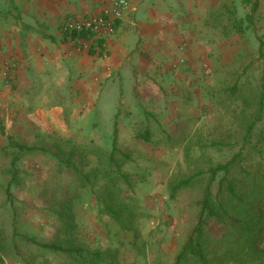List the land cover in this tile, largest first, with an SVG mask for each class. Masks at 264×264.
<instances>
[{
    "label": "rangeland",
    "instance_id": "1",
    "mask_svg": "<svg viewBox=\"0 0 264 264\" xmlns=\"http://www.w3.org/2000/svg\"><path fill=\"white\" fill-rule=\"evenodd\" d=\"M225 22L222 18L217 25L224 26ZM250 24L244 23V30L235 31L238 36L232 38L219 37L221 32L217 29L215 40H221V48L210 55H200L194 62L180 59L173 63L174 69L183 66L181 75L190 76L184 81L175 74L179 70L171 76H150V84L140 81L134 86L132 78L124 76L121 85L119 80L107 84L98 116L91 113L81 123L67 118L70 124L65 128L55 126L56 131L43 133L83 144L94 142L110 149L116 130L118 147L131 155L124 171L136 185L133 189L123 188L145 212L138 224L139 235L121 229L100 210L94 195L83 192L84 198L74 206L77 221L74 239L84 248L118 250V264L173 263L195 224V201L200 195L197 187L171 198L170 182L195 170V162L185 158V147L193 137L194 142L198 140L196 135L212 134L224 124L227 113L222 112L226 108L221 109L215 100L220 84L239 79L246 85L242 86L244 93L253 94L259 93L264 83V33L256 38L255 27L253 30L246 27ZM234 71L237 74L231 77ZM137 134L143 136L138 138ZM7 148L0 147V264H28L32 253H36V243L52 241L61 224L42 195L49 186L55 161L43 155L19 159L9 198L11 175L7 167L10 168L11 158L4 153ZM206 154L209 159L201 163L225 161L231 151L227 147L211 148ZM71 182L72 178L65 175L64 183ZM212 232L220 237L224 231L213 227ZM47 257L53 264L66 260L58 255ZM44 259L39 258L37 264Z\"/></svg>",
    "mask_w": 264,
    "mask_h": 264
},
{
    "label": "crops",
    "instance_id": "2",
    "mask_svg": "<svg viewBox=\"0 0 264 264\" xmlns=\"http://www.w3.org/2000/svg\"><path fill=\"white\" fill-rule=\"evenodd\" d=\"M113 2L0 0V147L31 146L39 134L69 125L67 118L81 123L98 116L107 84L121 85L124 76L134 86L179 70L184 81L190 76L173 63L221 48L215 38L222 18L251 23L246 27H255L256 38L264 33V0H129L115 34L100 41L106 57L99 49L72 47L66 21L98 14Z\"/></svg>",
    "mask_w": 264,
    "mask_h": 264
},
{
    "label": "trees",
    "instance_id": "3",
    "mask_svg": "<svg viewBox=\"0 0 264 264\" xmlns=\"http://www.w3.org/2000/svg\"><path fill=\"white\" fill-rule=\"evenodd\" d=\"M242 22L229 18L219 29L221 37L244 30ZM73 38L93 37L84 33ZM98 42L90 50L104 49ZM236 74L237 71L230 73L231 77ZM226 82L220 84L215 98L221 109L226 108L222 112L227 113L224 124L212 134L196 135L199 138L195 142L193 137L184 154L187 161L195 162L194 172L170 182L172 199L186 189L198 187L200 192L195 201V224L172 264H264V83L259 93L248 94L242 90L246 85L239 79ZM142 136L137 134L138 138ZM37 140L31 146L12 142L4 152L11 158L10 168L7 167L11 175L9 198L19 159L43 155L55 161L49 186L42 195L61 224L52 241L36 243V253H32L28 264H37L41 257L45 259L39 264H53L47 259L50 254L66 258L56 264H118V250H90L74 239L77 222L74 206L84 198L83 192L94 195L100 210L121 229L139 235L138 224L145 212L128 195L130 192H124L123 187L133 189L136 182L124 171L131 155L118 147L117 131L110 149L94 142L83 144L44 134L38 135ZM223 147L230 149L229 159L201 163L209 159L208 149ZM65 175L72 178L70 184L64 183ZM213 227L223 229V234L215 236Z\"/></svg>",
    "mask_w": 264,
    "mask_h": 264
},
{
    "label": "built area",
    "instance_id": "4",
    "mask_svg": "<svg viewBox=\"0 0 264 264\" xmlns=\"http://www.w3.org/2000/svg\"><path fill=\"white\" fill-rule=\"evenodd\" d=\"M128 7L129 0H114L110 6L105 7L98 14L78 19H68L63 26V31L69 34L71 46L76 50H89L93 43L92 40L96 39L106 42L109 37L115 34L117 22L123 18ZM84 33L93 38H73L75 34ZM106 56L107 53L104 52V57ZM9 70L10 67L3 72L5 77H8Z\"/></svg>",
    "mask_w": 264,
    "mask_h": 264
}]
</instances>
